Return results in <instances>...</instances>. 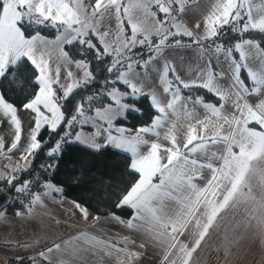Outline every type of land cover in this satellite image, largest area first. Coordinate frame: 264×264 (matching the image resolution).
I'll list each match as a JSON object with an SVG mask.
<instances>
[{
    "label": "snow or ice",
    "instance_id": "snow-or-ice-1",
    "mask_svg": "<svg viewBox=\"0 0 264 264\" xmlns=\"http://www.w3.org/2000/svg\"><path fill=\"white\" fill-rule=\"evenodd\" d=\"M204 2L0 0V80L15 81L20 74L38 85L22 105L34 114V127L20 159L42 150L38 135L46 126L60 137L47 153L52 157L62 142H69L78 123L95 127L99 121L86 146L125 154L136 176L113 205L132 214L126 220L111 215L136 235L82 231L40 251L39 259L28 257L32 264H137L149 247L158 251L160 264H200L199 253L209 240L216 239L227 257L246 233L264 246V40L246 37L264 36V0H206L202 19L188 27L186 17L201 14ZM134 8L143 21L134 18ZM106 19L116 21L115 33ZM225 29L236 38L227 47L216 43L227 34ZM46 30L54 38L44 35ZM221 56L228 72L221 67ZM248 59L257 62L258 70ZM93 63L101 67L98 75L106 71L108 76L100 91L81 98L73 114L61 101L96 83ZM141 97L150 98L155 112L151 122L135 129L120 125L129 115H143L122 101ZM17 113L15 102L0 92V126L9 120L15 126L8 153L21 141ZM61 128L67 129L62 136ZM102 134L97 143L95 137ZM75 141L85 143L79 133ZM4 150L0 138V152ZM17 170L27 171L19 165ZM0 179L30 197L26 205L17 201L25 210L17 209L16 216L30 214L43 203L31 191L32 181L20 182L15 175ZM45 187L49 193L62 191L51 184ZM75 207L87 220V208ZM0 209V219H5L7 208L0 203ZM93 221L94 226L99 217ZM16 259L24 264L23 257Z\"/></svg>",
    "mask_w": 264,
    "mask_h": 264
},
{
    "label": "crops",
    "instance_id": "crops-1",
    "mask_svg": "<svg viewBox=\"0 0 264 264\" xmlns=\"http://www.w3.org/2000/svg\"><path fill=\"white\" fill-rule=\"evenodd\" d=\"M133 2H135V0H133ZM206 10L207 3L205 0V2L201 4V14L190 13L186 17L188 27H193L197 21L201 20L202 14L206 12ZM133 15L135 19H139L141 21L144 20L142 13L135 8L133 9ZM105 16H107V13H105ZM146 23L147 26L151 27V20H148ZM105 24H110L113 33H115L116 21L114 19L111 21L106 19ZM225 30L227 34L230 33L227 29ZM109 39H114V36L109 37ZM209 54L212 55L213 60H215L214 53L210 52ZM234 56L237 59L239 58L238 53H234ZM246 63H248L253 70H258L256 61L248 59L246 60ZM221 67L225 70V72H228V66L223 62V56H221ZM228 74L231 75L230 72ZM241 75L242 77L245 75L243 70ZM246 83L249 82L246 80ZM148 100L150 102V98H148ZM109 102V100H106V103L104 104ZM122 102L127 103L130 107L135 106L131 103V100H124ZM17 114L18 119L21 122V141L17 149L11 153H8L7 149L14 138L15 126L11 124L10 120L6 121L3 126H0V138L4 141L5 149L3 152H0V177L11 175L18 177V175L22 172L18 170L13 171V169L16 168L17 165L21 168L27 169L31 162L32 155H29L27 160H21L20 157L30 140L29 134L34 127V114L23 107L18 108ZM87 115L91 116L93 113L89 112ZM81 124L83 126H81ZM45 128L50 130V127L48 126ZM99 128V121H97L96 126L93 127L90 123H84L82 120L81 123H78L72 131L73 141L70 142L69 139L68 143L79 144L87 147L86 143L75 141V134L80 133L81 140L85 142L88 139L89 143H91L94 139V133ZM113 134H116L114 129ZM95 140L97 143H101L103 140V134L100 137H95ZM63 145L64 144H61V148ZM87 148L94 150L90 147ZM47 184L51 183L45 182L43 187L36 192V194L41 195L43 203L33 206V211L30 214L19 217L14 213L7 212L6 218L0 219V264H18L16 259L17 257H23L24 264H32L28 257H37V259H39L37 254L40 251L52 246L53 243H60L68 240L70 237L82 231H87L88 233L95 235H103L104 233H107L110 236L136 235L135 233H130L129 230L122 225L116 224L115 221L111 219L112 214L99 216L87 210L89 216L88 219L85 220L80 210L75 207V204L78 203L62 196L60 192L54 191L49 193L48 189L45 187ZM7 186L8 184L6 180L0 179V203L4 204L5 207L12 203H17L13 195L16 192L15 189L12 192H9L6 189ZM259 195L260 192L257 189V196ZM80 206L83 207L82 205ZM24 210L25 209L22 211ZM129 216L119 217L126 220ZM93 217H99V222L95 223L94 226ZM225 227H229L227 217L225 218ZM101 230H103V232ZM16 242L27 244L29 246H17ZM218 243L219 242L216 239H212L209 240L207 244L203 245L204 251L199 253L200 264H264V246H262L260 240L251 233L243 234V238L239 241V243L231 247V255L227 257L223 247H220L218 250ZM137 264H160L158 251L151 247L147 248L144 250V255L140 257Z\"/></svg>",
    "mask_w": 264,
    "mask_h": 264
},
{
    "label": "trees",
    "instance_id": "trees-1",
    "mask_svg": "<svg viewBox=\"0 0 264 264\" xmlns=\"http://www.w3.org/2000/svg\"><path fill=\"white\" fill-rule=\"evenodd\" d=\"M224 31L226 32V30ZM44 35L51 38L54 37L55 33L46 30ZM249 35L255 36L258 41L264 40V36L258 33L246 34V37ZM235 42L236 38L233 33L222 35L216 40L217 44H222L225 47ZM261 47L264 48V43L261 44ZM69 51L71 55L76 56L75 51ZM80 58L76 56V59ZM104 67L106 68L107 65ZM91 68L96 76V83L86 88L76 89L67 101H61L73 114L76 104L81 101V98L100 91L103 87L101 82L108 76L106 71L102 75H98L101 67L95 63L92 64ZM37 88L38 86H34L31 80H22L20 74L15 81H12L11 78L0 80V92H4L10 100L14 101L17 108L22 107L23 103L26 102L25 96L31 97ZM192 91L203 94V90L192 89ZM103 103H106V100ZM131 103L140 109L143 115H129L127 120L122 119L120 121V125L134 129L149 124L155 115L149 100L141 97L139 101L131 100ZM74 129L75 127L72 131ZM66 130V128H61L59 130L60 135L62 136ZM59 139L60 137L56 133L47 128L40 131L38 140L45 146L42 150L33 153L27 171L18 175L21 178L20 182L32 180L31 191L33 193L41 189L45 182H49L56 188L62 189L60 191L62 196L82 205L94 214L106 216L115 213L120 217H128L131 214L130 209L117 210L113 207L121 190L127 188L136 179V176L127 167V156L111 148L102 147L96 151L79 144L63 142L61 144L64 145L60 152L52 157L48 156L47 153ZM6 189L9 192L14 190V188L10 189L9 185ZM28 198L30 197L28 196ZM6 208L9 213H15L17 209L23 210L17 203H12Z\"/></svg>",
    "mask_w": 264,
    "mask_h": 264
},
{
    "label": "built area",
    "instance_id": "built-area-1",
    "mask_svg": "<svg viewBox=\"0 0 264 264\" xmlns=\"http://www.w3.org/2000/svg\"><path fill=\"white\" fill-rule=\"evenodd\" d=\"M92 105H93V107H95L96 106V102L94 101V102H92ZM89 113V111H87V104H86V114H88ZM56 155V154H55ZM35 179H37V177H35ZM32 181V180H31ZM33 182V181H32ZM32 186H33V183H32V185H31V188H32ZM14 195V199H15V201L17 202V201H23L24 202V204L26 205L27 203H28V196L27 195H25V194H13ZM17 204L19 205V206H21L20 205V203H18L17 202Z\"/></svg>",
    "mask_w": 264,
    "mask_h": 264
},
{
    "label": "rangeland",
    "instance_id": "rangeland-1",
    "mask_svg": "<svg viewBox=\"0 0 264 264\" xmlns=\"http://www.w3.org/2000/svg\"><path fill=\"white\" fill-rule=\"evenodd\" d=\"M134 108H137L136 106H134ZM80 134V133H79ZM73 136V135H72ZM86 139V138H85ZM72 137L70 138V142H72ZM86 144H89V140L87 139V141H85Z\"/></svg>",
    "mask_w": 264,
    "mask_h": 264
}]
</instances>
